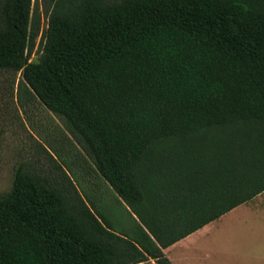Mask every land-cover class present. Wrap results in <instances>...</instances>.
Returning a JSON list of instances; mask_svg holds the SVG:
<instances>
[{
	"label": "trees",
	"instance_id": "trees-1",
	"mask_svg": "<svg viewBox=\"0 0 264 264\" xmlns=\"http://www.w3.org/2000/svg\"><path fill=\"white\" fill-rule=\"evenodd\" d=\"M41 2L43 29L33 0H0V70L66 121L126 221L66 168L58 186L20 165L0 264H168L264 192V0Z\"/></svg>",
	"mask_w": 264,
	"mask_h": 264
},
{
	"label": "rangeland",
	"instance_id": "rangeland-1",
	"mask_svg": "<svg viewBox=\"0 0 264 264\" xmlns=\"http://www.w3.org/2000/svg\"><path fill=\"white\" fill-rule=\"evenodd\" d=\"M33 7L40 13L41 28H46L48 14L41 0H33ZM38 42L39 38L35 48ZM38 58L35 52L30 62ZM20 79V74L0 70V197L10 191L15 170L23 164L49 183L61 186L64 180L60 165L68 170L83 197L100 210L113 212L115 219L126 221L124 209L113 203L114 194L70 133L66 121L32 93L19 94Z\"/></svg>",
	"mask_w": 264,
	"mask_h": 264
},
{
	"label": "crops",
	"instance_id": "crops-1",
	"mask_svg": "<svg viewBox=\"0 0 264 264\" xmlns=\"http://www.w3.org/2000/svg\"><path fill=\"white\" fill-rule=\"evenodd\" d=\"M162 253L168 264H264V192Z\"/></svg>",
	"mask_w": 264,
	"mask_h": 264
}]
</instances>
